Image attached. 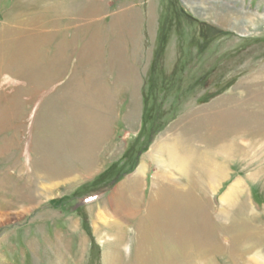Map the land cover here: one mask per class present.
<instances>
[{"label": "rangeland", "instance_id": "rangeland-1", "mask_svg": "<svg viewBox=\"0 0 264 264\" xmlns=\"http://www.w3.org/2000/svg\"><path fill=\"white\" fill-rule=\"evenodd\" d=\"M230 11L264 2L0 0V264L264 255V21L212 19ZM173 145L221 172L181 156L151 209Z\"/></svg>", "mask_w": 264, "mask_h": 264}, {"label": "bare ground", "instance_id": "bare-ground-1", "mask_svg": "<svg viewBox=\"0 0 264 264\" xmlns=\"http://www.w3.org/2000/svg\"><path fill=\"white\" fill-rule=\"evenodd\" d=\"M264 2V0H262ZM195 3V2H194ZM185 5H187V8L189 9H194V11L196 10V13L198 12V14L202 13L204 15V10L208 11V7H204L202 8L201 6H198L196 7L194 4L192 3H186ZM206 5V4H205ZM204 5V6H205ZM216 4H214L215 6ZM218 5V4H217ZM202 8V9H201ZM219 12V11H218ZM218 12H213L214 15L217 17H214L212 16L217 23L219 24H224V25H231V27L233 29H237V30H240L241 28V22L239 23V20L240 18H243L245 17L247 19V24H251V27H255V26H259V24L261 22L264 21V14L263 15H255V14H252V15H249L247 13H243V12H235V11H230L228 14H226V16L224 17H220V15L218 14ZM246 22V21H245ZM246 24V23H244ZM17 35V34H16ZM246 84V83H245ZM249 87V86H248ZM250 90V89H249ZM248 95V94H247ZM247 100V99H246ZM241 101V100H240ZM234 111V110H233ZM204 115V114H203ZM201 116V115H200ZM206 116V115H205ZM216 123V122H214ZM212 125V124H211ZM209 128V127H208ZM243 132V131H242ZM102 134V133H101ZM197 136V135H196ZM202 136V135H201ZM169 137V136H168ZM212 138V137H211ZM200 139V138H199ZM201 140V139H200ZM244 142V141H243ZM242 142V143H243ZM201 144V143H199ZM245 146V145H244ZM202 147V146H201ZM206 147V146H205ZM173 152H170V155L168 156V159L167 160V163L166 164H163L162 163V160L159 158L157 159L158 157H155V156H159L161 154V152H154L153 156L154 159L157 161H155L157 163L156 165V181H155V185L156 187L153 188V190H155V192H153V196H155V199L154 200H150V206L149 208L152 209V207H155L157 205L160 204V197L157 195L159 194L160 192V186H166V189L170 190L171 193H169L170 195H172L171 197L173 198L174 196H177V195H181V191H182V188L180 185H178L177 181H174L175 179H172L169 175V171L171 169H175L176 170V166H177V162L181 159V156H185V163L181 166L180 169H177L179 171H183L185 174H187V172H185L184 170L185 169H188L187 167H190L191 165H193L194 163L197 165H204L205 166V172L206 174L210 177L212 175H215L217 172L219 173V171L221 172V168L219 167V165H217L215 162L213 163V161L211 160H208V158L206 159L205 155L201 154V157H197V159H192V157H190V155H187L188 153L186 154H183V150H174V145H173ZM170 149V150H171ZM211 150V149H210ZM224 150V148H223ZM79 155V154H78ZM90 155V154H89ZM88 155V156H89ZM203 155V156H202ZM90 157V156H89ZM160 157V156H159ZM190 157V158H189ZM52 158V157H51ZM184 158V157H182ZM228 159V157H227ZM165 160V159H164ZM91 165V164H90ZM142 167V166H141ZM65 168V167H64ZM184 168V169H183ZM137 173H139V169H137ZM189 170V169H188ZM83 171V170H82ZM47 176H49V174L47 173H43L41 176H40V181L43 183V182H47V181H51ZM207 176V177H208ZM128 179V178H127ZM212 180V177L210 178ZM209 179V180H210ZM54 181V179H53ZM52 182V181H51ZM50 182V183H51ZM137 182H139V179L135 178V179H128L127 183H125V185H123V187H127L128 189H130V192H133V191H137L138 187H137ZM53 183V182H52ZM200 183V182H199ZM213 183V182H212ZM197 185V184H195ZM207 187L209 188L210 185L208 183V180L207 182L203 185L202 187V192L203 193V196L204 197H207V194H208V191L209 189L207 190ZM152 190V191H153ZM151 191V190H150ZM151 191V192H152ZM185 193V192H184ZM152 197H150L152 199ZM225 199V198H224ZM162 204V203H161ZM160 206V205H159ZM158 206V207H159ZM226 211L225 208L223 206H221V208L219 209V214H221V216L223 215H226ZM115 212V211H114ZM114 225V224H113ZM166 233V232H165ZM167 234V233H166ZM264 234V233H263ZM175 235V234H174ZM172 236V235H171ZM264 236V235H263ZM264 238V237H263ZM260 240V239H259ZM177 242V241H176ZM182 255V254H181ZM243 256V255H242ZM259 257L261 258V261H259ZM242 259H247L245 261L246 264H248V262H251L253 264H264V255L260 254V253H255V255H251V256H248V254H246L245 256H243ZM181 260H184L186 262L188 261H191L192 260V257H190L187 253L184 255H182V258H180V260L178 261H181ZM230 261V260H229ZM183 262V261H181ZM183 264V263H182ZM206 264H211L210 261L206 260ZM235 264V263H234ZM250 264V263H249Z\"/></svg>", "mask_w": 264, "mask_h": 264}]
</instances>
